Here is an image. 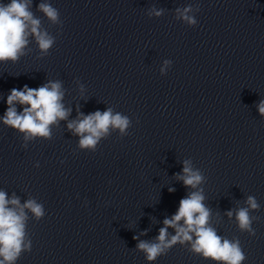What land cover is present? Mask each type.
Instances as JSON below:
<instances>
[{
    "label": "clouds",
    "instance_id": "9594fccd",
    "mask_svg": "<svg viewBox=\"0 0 264 264\" xmlns=\"http://www.w3.org/2000/svg\"><path fill=\"white\" fill-rule=\"evenodd\" d=\"M33 0H10L9 3L0 2V62H17L25 51L29 38H34L42 55H47L55 44V37L47 30L42 29L40 18L32 11ZM37 10L52 22L60 24V13L50 3L44 2L37 5ZM195 10H198V6ZM164 9H151L150 15L159 17ZM176 18L189 26H195L194 8L188 5L176 8ZM170 61H164V67L160 69L165 73ZM64 91L60 81L48 83L30 88L25 85L22 89L12 88L7 96V108L0 122L3 125L23 134L25 141L36 138L51 139L52 126H59L60 121H67L71 109L63 104ZM17 105L22 110H17ZM258 111L264 116V100L258 105ZM132 121L126 115L114 112L112 108L101 112L99 110L84 115L78 112L77 118L67 123V129L74 136L79 137L78 147L81 150L95 152L102 139L107 138L111 131L118 130L121 137L128 135V129ZM182 173L176 174L178 180L183 181L186 188L191 191L186 197L180 199L179 207L175 214L163 220V227L153 241L140 240L136 249L144 253L149 264L158 257L166 255L169 250L180 244L187 245L188 251L194 255L210 260L214 264H243L246 259L238 238L229 240L218 235L217 229L211 224V210L205 205L203 189L199 186L204 182V176L199 169H195L192 161H183ZM39 167V163L36 164ZM175 191L169 188V192ZM246 207H238L230 210L226 215L231 219L235 216V222L239 231L255 235L252 227L251 211L260 208L254 196L249 195L245 201ZM27 210V211H26ZM28 212L39 221L45 215L44 206L34 198L21 204L20 198L15 194L11 198L0 190V264H16L24 252L31 251L32 242L27 234ZM175 230V234L168 229ZM146 233H141L145 235Z\"/></svg>",
    "mask_w": 264,
    "mask_h": 264
}]
</instances>
